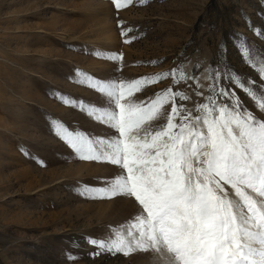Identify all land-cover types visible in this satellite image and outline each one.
<instances>
[{
	"label": "rangeland",
	"instance_id": "obj_1",
	"mask_svg": "<svg viewBox=\"0 0 264 264\" xmlns=\"http://www.w3.org/2000/svg\"><path fill=\"white\" fill-rule=\"evenodd\" d=\"M262 15L264 0H133L120 10L111 0H0V264H152L148 252L93 255L97 249L86 241L110 238L132 222L139 205L123 196L82 194L85 185L100 187L103 178L121 169L78 159L52 121L92 138L118 133L57 97L114 107L79 83L78 71L131 83L182 66L202 87L193 80L174 86L166 79L123 102L139 105L174 87L189 96L178 103L190 110L205 102V69L211 67L227 66L264 86L237 47L244 37L264 50V39L248 27L251 22L264 29ZM110 54L123 59L104 58ZM197 90L204 96L195 95ZM236 92L264 119L243 92ZM169 110L164 108L165 115ZM163 123L161 117L144 127L155 131ZM68 253L77 259L69 261Z\"/></svg>",
	"mask_w": 264,
	"mask_h": 264
},
{
	"label": "snow or ice",
	"instance_id": "obj_2",
	"mask_svg": "<svg viewBox=\"0 0 264 264\" xmlns=\"http://www.w3.org/2000/svg\"><path fill=\"white\" fill-rule=\"evenodd\" d=\"M111 2L120 10L133 0ZM248 27L264 39V29L251 22ZM239 39L242 59L264 81V50ZM104 58L123 59L119 54ZM205 72L208 95L191 110L178 103L189 96L174 87L139 105L123 102L143 86L166 79L174 86L193 80L197 89L202 87L182 66L131 83L102 81L78 71V82L106 96L114 105L110 108L58 95L62 103L79 106L118 133L92 138L52 121L56 135L78 159L121 169L103 178L100 187L85 185L82 194L92 199L123 196L139 205L132 222L113 230L110 238L86 241L97 249L93 255L141 251L151 253L152 264H264V119L249 110L236 92H243L264 115V86L227 66ZM195 95L204 93L197 90ZM166 106L170 110L165 115ZM161 117L164 123L157 130L145 129ZM66 258L77 259L71 253Z\"/></svg>",
	"mask_w": 264,
	"mask_h": 264
}]
</instances>
